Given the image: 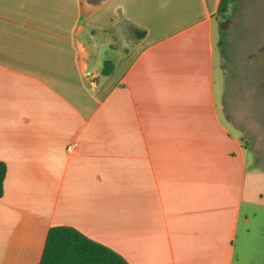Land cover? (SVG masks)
I'll use <instances>...</instances> for the list:
<instances>
[{"label":"crops","instance_id":"crops-1","mask_svg":"<svg viewBox=\"0 0 264 264\" xmlns=\"http://www.w3.org/2000/svg\"><path fill=\"white\" fill-rule=\"evenodd\" d=\"M220 3L0 0V264L54 226L129 264H264V82L242 122Z\"/></svg>","mask_w":264,"mask_h":264},{"label":"rangeland","instance_id":"rangeland-1","mask_svg":"<svg viewBox=\"0 0 264 264\" xmlns=\"http://www.w3.org/2000/svg\"><path fill=\"white\" fill-rule=\"evenodd\" d=\"M217 25L216 49L225 76L218 81V91L229 95L231 108L240 110L242 122L248 124L252 107H260L264 82V0H235L218 14Z\"/></svg>","mask_w":264,"mask_h":264},{"label":"trees","instance_id":"trees-1","mask_svg":"<svg viewBox=\"0 0 264 264\" xmlns=\"http://www.w3.org/2000/svg\"><path fill=\"white\" fill-rule=\"evenodd\" d=\"M235 0H221L218 13ZM111 72L106 63L103 74ZM7 168L0 163V198L4 194ZM40 264H129L111 248L88 238L80 231L68 226L50 228Z\"/></svg>","mask_w":264,"mask_h":264},{"label":"built area","instance_id":"built-area-1","mask_svg":"<svg viewBox=\"0 0 264 264\" xmlns=\"http://www.w3.org/2000/svg\"><path fill=\"white\" fill-rule=\"evenodd\" d=\"M74 150H75V146L73 145L68 148V152L70 153L74 152Z\"/></svg>","mask_w":264,"mask_h":264}]
</instances>
